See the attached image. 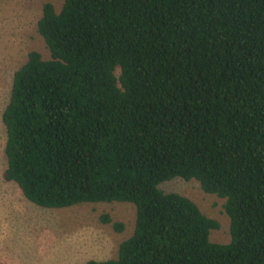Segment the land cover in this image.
I'll return each instance as SVG.
<instances>
[{"label":"trees","instance_id":"1","mask_svg":"<svg viewBox=\"0 0 264 264\" xmlns=\"http://www.w3.org/2000/svg\"><path fill=\"white\" fill-rule=\"evenodd\" d=\"M36 28L3 179L42 208L134 204L117 256L85 264H264V0L45 2ZM174 178L225 199L229 242Z\"/></svg>","mask_w":264,"mask_h":264},{"label":"rangeland","instance_id":"2","mask_svg":"<svg viewBox=\"0 0 264 264\" xmlns=\"http://www.w3.org/2000/svg\"><path fill=\"white\" fill-rule=\"evenodd\" d=\"M45 2L59 10L63 0L0 1V264H85L91 259L115 258L119 244L131 235L135 223L136 208L132 203L42 208L29 202L14 182L3 179L6 130L1 116L9 100L13 73L26 61L29 51L48 57L36 28ZM159 188L191 199L219 224L210 232V240L229 242L225 199L205 193L195 180L174 178L160 183ZM104 214L112 222L122 223L123 230L116 231L110 223H102L100 216Z\"/></svg>","mask_w":264,"mask_h":264}]
</instances>
